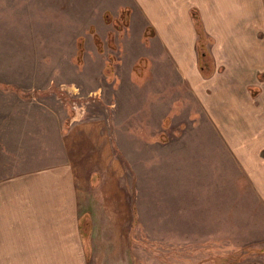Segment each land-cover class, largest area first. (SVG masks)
Listing matches in <instances>:
<instances>
[{"label": "rangeland", "instance_id": "374dc122", "mask_svg": "<svg viewBox=\"0 0 264 264\" xmlns=\"http://www.w3.org/2000/svg\"><path fill=\"white\" fill-rule=\"evenodd\" d=\"M218 1L210 2L204 18L209 25ZM250 1L245 0L247 12L237 16L228 10L225 16L233 19L229 26L236 38L263 45L264 0L252 2L258 11ZM138 2L0 0V183L55 163L54 152L65 146L46 139L57 140L75 121H100L108 132L104 136L113 141L116 167L123 169L120 178L133 196V244L126 264H264V224L252 221V211L241 217L238 205L252 199V181L223 142L226 136L245 135L255 124L251 110L264 103V66L246 73L238 105L227 104L223 95L222 102L206 105L190 93L186 81L179 84L173 77L175 88L158 93L156 79H148L153 67L162 69L151 53L157 50L156 30L141 35L145 21ZM133 19L137 35L131 31ZM196 30L203 57L208 40L197 25ZM139 39L143 44L134 48L131 40ZM130 51L140 57L126 70ZM161 52L162 57L177 56L168 47ZM233 57L243 62L242 53ZM172 65L166 63V71ZM228 70L225 63L215 75ZM245 100L253 108L246 109ZM259 113L264 122V111ZM247 119L248 127L240 124ZM98 195L92 188L85 195L93 220L105 206ZM222 201L229 208L223 215L214 208L213 218L208 208L191 207ZM29 258L6 261L3 256L0 264H31ZM49 264L57 263L50 259Z\"/></svg>", "mask_w": 264, "mask_h": 264}, {"label": "crops", "instance_id": "0c3cea01", "mask_svg": "<svg viewBox=\"0 0 264 264\" xmlns=\"http://www.w3.org/2000/svg\"><path fill=\"white\" fill-rule=\"evenodd\" d=\"M258 1L252 2L257 4ZM210 2L211 0H139L145 21V26H141V35L149 28L153 32L156 30L154 41L157 50L151 53L157 58L156 66L162 65V69L159 66L157 69L153 67L148 79H156L158 93L162 95L168 94V90L177 85L171 79L173 77L180 80L179 84L186 81L190 93L197 95L206 105L222 102V95L229 98L226 100L227 104L238 105L236 95L243 87L247 79L245 77L249 76L246 73L251 71V75L252 70L264 66V43L262 45L259 41H246L244 36L236 38L237 35L231 32L229 22L233 19L230 20L225 15L228 10H232L237 16L240 12H247L245 0L242 3L234 0L218 1L209 16V19L213 18L210 20L211 25L204 19L208 18L206 14L210 12ZM252 2H249L251 8L255 7L253 9L258 11L260 7L256 9ZM187 4L189 6L186 8ZM193 9L199 12L208 40L206 47L212 57L211 66L206 70L202 69L198 40L195 41L198 34L191 14ZM130 27L137 35L139 27L134 24V19ZM210 37L215 38L216 43L211 44ZM130 43L134 48L143 44L140 39L131 40ZM194 44L196 48H193ZM165 47L171 53L175 50L177 56H160L161 49ZM238 53H242L243 62L238 57H233ZM139 57L135 58L132 51L128 52L123 63L125 69L133 68ZM171 62L174 64L171 72L166 71L165 64ZM225 63L230 66V70L215 75ZM129 74L131 75V71ZM243 106L246 109L253 108L252 103L247 100ZM258 111H264V103H259L254 111L251 110L255 121L249 127L251 131H246L245 135L240 133L236 139L226 136L223 142L230 152H236L240 165L242 164L240 172L252 181V199L239 200L238 203L241 217L249 216L252 211V221L264 224V122ZM243 112L247 114L250 110ZM248 120H243L240 124H245ZM103 132L108 133L100 121H75L66 134L57 136V140L46 139L47 143L65 146V151L54 152L57 159L55 163L0 183V261L3 256L6 261L13 256H29L31 264H49L50 259L57 264L127 263L133 244V196L128 195L127 187L120 178L123 169L116 167L115 152L111 145L113 141H109V136H104ZM231 142H236L238 147H231ZM240 160H243L242 163ZM89 188L99 194L96 199L105 203L98 220H93L94 215L91 219V215L86 213V208L92 207V204L85 202ZM191 207L211 208L207 209L206 214L213 218L214 208H221L223 215V209H228L229 204L222 201ZM228 213L227 211V215ZM260 217L263 219H259ZM85 221L90 223V230L86 232L83 228Z\"/></svg>", "mask_w": 264, "mask_h": 264}, {"label": "trees", "instance_id": "16d2710c", "mask_svg": "<svg viewBox=\"0 0 264 264\" xmlns=\"http://www.w3.org/2000/svg\"><path fill=\"white\" fill-rule=\"evenodd\" d=\"M123 10H128V9H123ZM122 14H125L127 16V11H123ZM191 14H192V17H194L196 19V25L198 26V30L201 31V32L199 31L200 36H203V38H205L206 36H205L204 29H203V24H202L200 16L198 15L197 10L193 9ZM199 26L201 28H199ZM96 42L98 43V45L101 46V42H100V38L99 37H97ZM203 54H204L203 57L201 56V60H202L201 64H202V69L206 70L208 63H209V66H211V57H210L209 53L206 50L203 52ZM209 60H210V62H209ZM210 75H211V73H210ZM89 227H90V223L88 221H85L84 224H83L84 230L88 231Z\"/></svg>", "mask_w": 264, "mask_h": 264}]
</instances>
